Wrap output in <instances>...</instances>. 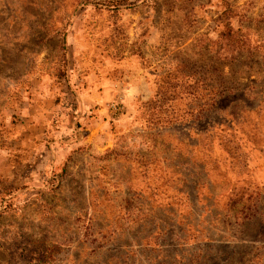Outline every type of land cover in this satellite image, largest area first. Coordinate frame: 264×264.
<instances>
[{
	"label": "rangeland",
	"instance_id": "1",
	"mask_svg": "<svg viewBox=\"0 0 264 264\" xmlns=\"http://www.w3.org/2000/svg\"><path fill=\"white\" fill-rule=\"evenodd\" d=\"M0 264H264V0H0Z\"/></svg>",
	"mask_w": 264,
	"mask_h": 264
},
{
	"label": "trees",
	"instance_id": "2",
	"mask_svg": "<svg viewBox=\"0 0 264 264\" xmlns=\"http://www.w3.org/2000/svg\"><path fill=\"white\" fill-rule=\"evenodd\" d=\"M221 39L224 42L230 43L235 46V48L248 49L250 43H248L240 31L233 30L232 27L226 22L225 28L221 32Z\"/></svg>",
	"mask_w": 264,
	"mask_h": 264
}]
</instances>
